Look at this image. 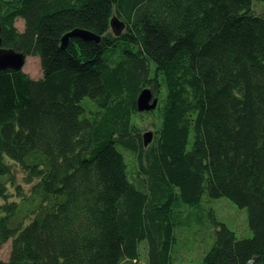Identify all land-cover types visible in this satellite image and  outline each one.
Listing matches in <instances>:
<instances>
[{
  "label": "trees",
  "instance_id": "1",
  "mask_svg": "<svg viewBox=\"0 0 264 264\" xmlns=\"http://www.w3.org/2000/svg\"><path fill=\"white\" fill-rule=\"evenodd\" d=\"M254 1L0 0L1 47L41 69L0 71V264H186L193 235H209L199 264H264ZM77 29L99 42L63 47ZM145 89L157 106L138 112ZM218 200L249 236L218 221Z\"/></svg>",
  "mask_w": 264,
  "mask_h": 264
},
{
  "label": "rangeland",
  "instance_id": "2",
  "mask_svg": "<svg viewBox=\"0 0 264 264\" xmlns=\"http://www.w3.org/2000/svg\"><path fill=\"white\" fill-rule=\"evenodd\" d=\"M252 11L256 15L264 14V1H254L252 5ZM22 26L23 24L21 21H18L16 23V27L18 29H21ZM22 71L28 74V76H30L31 78L38 79L41 76V69L38 59L27 57ZM148 123L149 119L147 124ZM148 130L152 131V127H148ZM210 207L214 208L215 217L218 219V221L228 225L239 237L250 235V232H248L247 228L246 212L236 209L226 200L215 201L212 205H210ZM189 239L190 238H186V240ZM192 239L193 241H182L181 254L183 255L184 263L188 264L189 259L184 253L185 249H187L193 254L194 259V262L190 261L189 263L199 264L208 245L207 240H209V235L207 237L193 235ZM189 246L192 248H190ZM9 248V243L3 246L2 250L0 251V259L6 260L8 258Z\"/></svg>",
  "mask_w": 264,
  "mask_h": 264
},
{
  "label": "water",
  "instance_id": "3",
  "mask_svg": "<svg viewBox=\"0 0 264 264\" xmlns=\"http://www.w3.org/2000/svg\"><path fill=\"white\" fill-rule=\"evenodd\" d=\"M111 29L116 35H119L124 30V25L119 23L115 18L110 22ZM69 39H81L87 42H99V37L91 32L84 30H73L65 34L61 39V45L65 47ZM26 56L22 53H16L13 50L1 47L0 41V71L12 70L21 71L25 64ZM157 99H155L150 90H143L137 99V111L149 112L156 108ZM152 140V133L146 132L143 134L144 145H148Z\"/></svg>",
  "mask_w": 264,
  "mask_h": 264
}]
</instances>
